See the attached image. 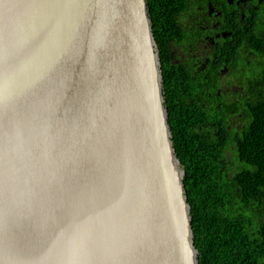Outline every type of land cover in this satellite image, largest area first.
Returning <instances> with one entry per match:
<instances>
[{
	"label": "water",
	"instance_id": "95a60500",
	"mask_svg": "<svg viewBox=\"0 0 264 264\" xmlns=\"http://www.w3.org/2000/svg\"><path fill=\"white\" fill-rule=\"evenodd\" d=\"M146 0H0V264H198Z\"/></svg>",
	"mask_w": 264,
	"mask_h": 264
},
{
	"label": "trees",
	"instance_id": "16d2710c",
	"mask_svg": "<svg viewBox=\"0 0 264 264\" xmlns=\"http://www.w3.org/2000/svg\"><path fill=\"white\" fill-rule=\"evenodd\" d=\"M146 2L173 146L185 172L198 264H264V79L252 82L255 103L221 99L210 84L216 80L220 62L236 68L241 57L235 54L253 49L250 70L245 71V56L244 72L239 74L261 79L264 18L262 23L253 16V22L247 18L238 23L233 37L227 39L228 47L216 48L212 69L195 71L169 58L170 46L186 38V25L180 19L188 12L187 0Z\"/></svg>",
	"mask_w": 264,
	"mask_h": 264
},
{
	"label": "flooded vegetation",
	"instance_id": "af4514ba",
	"mask_svg": "<svg viewBox=\"0 0 264 264\" xmlns=\"http://www.w3.org/2000/svg\"><path fill=\"white\" fill-rule=\"evenodd\" d=\"M187 2L188 12L182 13L180 19V22L186 25V38L184 42H176L170 46L169 58L176 64L181 62L189 65L195 71L212 69L217 60V57H214L216 48L228 47L227 39L233 37L234 27L238 26V23L241 25L247 18L253 22L251 16L255 21L262 23L264 18V0H187ZM255 50L248 54L240 52L243 55L236 53V58L241 57L236 68H230L223 62L224 60L220 62L222 66L216 74V80L210 82L216 87V95L219 98L236 103L240 100L256 102V97L252 93L251 86L254 85L252 82L256 84L264 79V75L261 79L255 76L248 79L245 76L240 77L239 74L240 70L244 72L241 64L245 61V56L248 58L244 65L245 71L250 70L249 58ZM253 55L259 58L258 55ZM254 60L256 62V59Z\"/></svg>",
	"mask_w": 264,
	"mask_h": 264
}]
</instances>
